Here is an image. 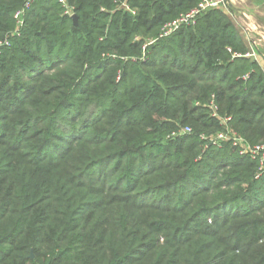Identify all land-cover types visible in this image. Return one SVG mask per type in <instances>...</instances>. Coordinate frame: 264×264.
<instances>
[{"label": "trees", "instance_id": "1", "mask_svg": "<svg viewBox=\"0 0 264 264\" xmlns=\"http://www.w3.org/2000/svg\"><path fill=\"white\" fill-rule=\"evenodd\" d=\"M25 1L0 0V264H264V168L210 139L264 142L227 13L161 36L202 0Z\"/></svg>", "mask_w": 264, "mask_h": 264}, {"label": "built area", "instance_id": "2", "mask_svg": "<svg viewBox=\"0 0 264 264\" xmlns=\"http://www.w3.org/2000/svg\"><path fill=\"white\" fill-rule=\"evenodd\" d=\"M36 0H26L25 4L22 8H20L15 13V18L17 19L19 24L23 23V17L26 10L31 7V5ZM64 5H66V0H60ZM225 4V0H202L197 7L193 8L187 13L182 14L178 19L175 21L168 23L164 26L163 32L161 36H168L174 31L178 30L183 25H191L195 24L196 19L198 16L203 13L204 11L210 8H217L223 6ZM66 13H68L71 17L74 15L72 8L66 5ZM9 41L6 39L5 41L0 42V47L2 45H8ZM246 56H250L254 58L255 53H247ZM211 106L214 109L213 115L218 116L216 110L217 106L212 102ZM230 117H223V122L227 123ZM190 127H186L185 131H190ZM211 140L220 141V140H230L232 141L233 145L237 146L240 149L241 154H248L253 159H256L259 164V170L264 168V142L250 144L248 143L242 136L238 135L236 132H232L228 127L224 131L218 132L216 135H212L210 137Z\"/></svg>", "mask_w": 264, "mask_h": 264}, {"label": "rangeland", "instance_id": "3", "mask_svg": "<svg viewBox=\"0 0 264 264\" xmlns=\"http://www.w3.org/2000/svg\"><path fill=\"white\" fill-rule=\"evenodd\" d=\"M220 8L227 13L264 68V0H225Z\"/></svg>", "mask_w": 264, "mask_h": 264}, {"label": "water", "instance_id": "4", "mask_svg": "<svg viewBox=\"0 0 264 264\" xmlns=\"http://www.w3.org/2000/svg\"><path fill=\"white\" fill-rule=\"evenodd\" d=\"M72 18L74 19V21L77 23V20H78V17H77V15L76 14H74L73 16H72ZM31 257H33V253L31 254Z\"/></svg>", "mask_w": 264, "mask_h": 264}, {"label": "crops", "instance_id": "5", "mask_svg": "<svg viewBox=\"0 0 264 264\" xmlns=\"http://www.w3.org/2000/svg\"><path fill=\"white\" fill-rule=\"evenodd\" d=\"M252 52H254V53H255V51H254V50H251V51L249 50L247 53H252Z\"/></svg>", "mask_w": 264, "mask_h": 264}]
</instances>
